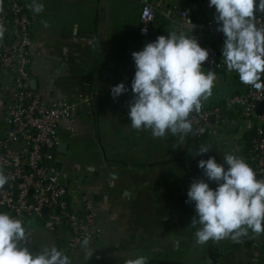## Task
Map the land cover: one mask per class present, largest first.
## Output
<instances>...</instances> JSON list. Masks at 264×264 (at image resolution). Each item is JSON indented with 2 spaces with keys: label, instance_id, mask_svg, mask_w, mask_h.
Here are the masks:
<instances>
[{
  "label": "crops",
  "instance_id": "obj_1",
  "mask_svg": "<svg viewBox=\"0 0 264 264\" xmlns=\"http://www.w3.org/2000/svg\"><path fill=\"white\" fill-rule=\"evenodd\" d=\"M19 1L30 15L29 74L43 103L53 106L92 96L72 122L59 125L65 154L55 151L48 165L55 166L71 192L79 189L88 196L100 228L99 238L89 245L93 256L85 261L81 246L65 250L69 234L59 217L50 214L44 224L31 228V250L55 244L72 264H125L139 255L149 257V264H264L254 261L246 237L197 245L195 232L200 226L191 225L195 203L186 202L194 179L203 178L213 189L217 187L203 176L199 160L214 157L222 163L225 153L244 158L248 124L230 110L203 139L192 134L183 140L171 134L153 138L150 131L131 127L132 98L121 94L113 99L105 89L110 82L135 75L132 52L178 30L166 18L167 10L187 7L194 17L204 18L210 9L195 0H155L162 2V12L144 37L137 32L138 16L142 2L153 0H38L44 5L39 14L28 8L31 0ZM44 21L49 27H44ZM208 38H198L201 47L210 46ZM4 41L0 40V49ZM222 47L217 50L221 59ZM232 74L238 79L237 87L231 86ZM4 79L0 73V82ZM217 87L223 92L213 94ZM213 89L203 107L239 94L238 75L224 68ZM6 131L0 94V140ZM201 145L211 150L197 155Z\"/></svg>",
  "mask_w": 264,
  "mask_h": 264
},
{
  "label": "clouds",
  "instance_id": "obj_2",
  "mask_svg": "<svg viewBox=\"0 0 264 264\" xmlns=\"http://www.w3.org/2000/svg\"><path fill=\"white\" fill-rule=\"evenodd\" d=\"M209 7L215 8L217 30L225 36L222 56L227 69L238 73L241 83L264 90V26L258 25L256 19L257 12H264V0L258 4L257 0H210ZM28 8L39 14L44 5L31 0ZM43 24L49 27L47 21ZM6 31L0 21V40ZM132 58L136 70L128 113L131 127L138 132L148 130L153 138L171 134L183 140L189 134L196 135L190 114L202 110L217 82L214 71L202 68L209 51L193 35L173 30L132 52ZM127 91L120 83L112 87L111 94L115 99ZM210 150L201 145L197 155ZM198 167L207 181L215 182L217 187L213 189L201 178L194 179L188 189L186 202L195 203L196 213L191 225L200 226L195 232V243L204 245L225 238L238 241L247 237L249 230L255 236L264 233V176L258 178L245 158L230 153H225L222 163L214 157L201 159ZM9 179L0 164V188ZM32 223L0 212V264H72L55 244L31 250ZM91 239L86 233L81 241L85 261L94 253L89 247ZM125 264H149V257L139 255Z\"/></svg>",
  "mask_w": 264,
  "mask_h": 264
},
{
  "label": "built area",
  "instance_id": "obj_3",
  "mask_svg": "<svg viewBox=\"0 0 264 264\" xmlns=\"http://www.w3.org/2000/svg\"><path fill=\"white\" fill-rule=\"evenodd\" d=\"M195 1L210 9L208 17L196 18L186 7L167 10L166 18L173 22L179 31L191 34L197 39L206 36L214 41H220L219 37L224 34L217 30L215 8L209 7L210 0ZM258 2L259 0L257 4ZM162 5L161 1L155 0L142 2L136 27L139 35L144 37L149 35L157 14L162 12ZM256 19L258 25L264 26V12H257ZM0 21L7 28L3 38L5 41L0 49V73L5 77L0 82V94L4 102L7 124L6 136L0 140V164L10 176L8 183L0 188V212H7L25 223L31 220L33 221L31 228H35L44 224L42 211L46 209L47 216L50 214L58 216L68 232L65 250L70 252L81 246L86 233L91 235L93 242L99 238L98 214L85 193L77 191L79 189L71 192L55 166L48 165L52 160L48 152L60 144L57 134L59 125L63 122H72L80 106L90 102L92 96H82L74 102L45 105L30 84L31 20L27 9L19 0H3ZM203 48L209 51V59L202 64L203 70H212L217 74L214 88L221 77V72L227 66L214 47ZM134 76L110 82L105 89L111 93L112 87L123 83L128 89L123 94L133 98L131 82ZM239 84L240 93L230 97L223 104V108L217 106L202 108L200 112L190 114V119L194 132L197 133L196 137L200 139L221 124L223 110H234L245 123L254 121L255 137L247 154L250 155L253 169L260 178L264 176V112L257 116L256 109L259 103L264 102V90L245 85L240 80ZM262 234L255 236L249 230L246 237L248 244L257 252L263 247Z\"/></svg>",
  "mask_w": 264,
  "mask_h": 264
},
{
  "label": "trees",
  "instance_id": "obj_4",
  "mask_svg": "<svg viewBox=\"0 0 264 264\" xmlns=\"http://www.w3.org/2000/svg\"><path fill=\"white\" fill-rule=\"evenodd\" d=\"M215 43H219V44L222 43L223 44L224 41H216ZM223 104H224L223 102H218V103L214 104V106L223 108ZM203 108H209V107H203ZM229 113H230V110H223L222 120ZM247 124L248 125H247V128H246V131H245V133L243 135V139H244L245 144H246L244 158H245L246 162L253 168L252 162H251V157H250L249 154H247V152H248V150L250 148V145H251V142H252L253 138L255 137V122L251 121V122H249ZM262 227H264V224L262 225Z\"/></svg>",
  "mask_w": 264,
  "mask_h": 264
},
{
  "label": "water",
  "instance_id": "obj_5",
  "mask_svg": "<svg viewBox=\"0 0 264 264\" xmlns=\"http://www.w3.org/2000/svg\"><path fill=\"white\" fill-rule=\"evenodd\" d=\"M219 40H220V41H224V40H225V36H224V35H221V36L219 37ZM30 84H31V88H32L33 90H35V81H34V80H31ZM263 112H264V102H261V103H259L258 106H257V109H256V115H257V116H261V115L263 114ZM211 122H212V120H211ZM192 137L195 138L196 135H193V134H192ZM65 148H66V145L63 144V143H60L55 149H51V150H49L48 153H49V155H50L51 157H53L54 154H55V151H57V152H61V151H62L63 149H65ZM62 154H65V151H64V152L62 151ZM108 176H109V175H108ZM56 212L59 213V210H57ZM42 216H43L44 219L47 217V210H46V209H44V210L42 211ZM151 264H165V262H163V261H159V262H156V263L154 262V263H151Z\"/></svg>",
  "mask_w": 264,
  "mask_h": 264
},
{
  "label": "rangeland",
  "instance_id": "obj_6",
  "mask_svg": "<svg viewBox=\"0 0 264 264\" xmlns=\"http://www.w3.org/2000/svg\"><path fill=\"white\" fill-rule=\"evenodd\" d=\"M215 42L216 41H214L213 39L208 38V42L207 43L210 46L214 47L216 50L219 49L221 45H223L222 43L220 45L219 43H215ZM235 76H236L235 74H232V77H230V82H231V86L237 87L238 79ZM231 78H233V79L231 80ZM212 91H214V89ZM222 92H223V88H218L217 87L213 94H218V93H222ZM262 237H263L262 238L263 239V247L261 248L260 251L256 252L254 248H252V247H250V248L252 249L253 255L255 256V257L253 256L254 257V261H257V259H258L259 262L264 263V235Z\"/></svg>",
  "mask_w": 264,
  "mask_h": 264
}]
</instances>
